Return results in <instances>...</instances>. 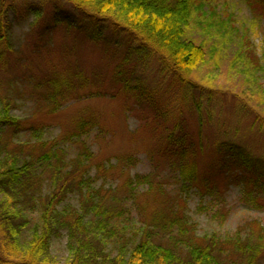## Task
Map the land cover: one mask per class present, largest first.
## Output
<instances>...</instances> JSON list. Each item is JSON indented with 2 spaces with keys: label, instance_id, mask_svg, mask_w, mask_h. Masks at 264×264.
I'll return each mask as SVG.
<instances>
[{
  "label": "rangeland",
  "instance_id": "obj_1",
  "mask_svg": "<svg viewBox=\"0 0 264 264\" xmlns=\"http://www.w3.org/2000/svg\"><path fill=\"white\" fill-rule=\"evenodd\" d=\"M5 2L18 23L14 48L0 65V95L17 79L18 102L12 113L43 126L35 135L19 133L20 141H33L27 152L37 153L40 140L68 137L79 122H88L91 129L67 141L66 152L73 157L85 143L92 153L88 166L96 185L112 186L115 194L133 192L139 202V208L130 203L133 223H150L162 199L171 201L180 192L198 235L240 232L262 243L258 264H264V195L249 194L252 201L241 186L228 182L231 175L219 170L222 157L216 147L232 142L264 157V71L257 67L264 64L263 6L257 0H204V12L193 13L189 39L203 45L206 59L180 83L172 74L161 73L156 58H126L122 45L93 42L77 32L74 22L83 21L63 0ZM57 10L73 21L42 34ZM44 78L64 81L60 86L66 98L55 111L44 93L57 82L35 88ZM185 166L194 167L200 185L214 184L223 200L187 191ZM67 202L77 206V197L70 195ZM201 203L209 207L201 209ZM217 209L225 215L222 220L212 215ZM28 240L25 232L21 242ZM66 243L64 233L52 239L48 264H66ZM19 256L12 254L11 259Z\"/></svg>",
  "mask_w": 264,
  "mask_h": 264
},
{
  "label": "trees",
  "instance_id": "obj_2",
  "mask_svg": "<svg viewBox=\"0 0 264 264\" xmlns=\"http://www.w3.org/2000/svg\"><path fill=\"white\" fill-rule=\"evenodd\" d=\"M63 1L83 21L74 22L77 32L93 42L122 45L126 58H156L161 73L172 74L180 83L206 59L203 45L189 39L193 13L204 12V0ZM257 1L264 8V0ZM68 20L73 21L57 10L41 32ZM17 23L5 0H0V65L7 62L14 48ZM257 67L264 71V64L258 63ZM56 82L44 93L51 111L66 98L67 91L60 86L64 81L44 78L35 82V88ZM12 83L14 86L10 81L7 92L0 95V251L7 253L0 254V264H48L50 243L63 233L67 237L66 264L259 263L262 243L249 236L240 232L232 236L217 232L198 235L197 225L186 213L185 194L180 192L171 201L162 199L150 223H133L130 203L139 208L133 192L129 189L126 194H115L112 186L96 185L89 174L92 153L85 143L73 157L66 152L67 141L80 139L91 129L88 122H79L77 131L68 137L40 140L41 150L37 153L27 152L33 141H20L19 133L27 130L35 135L43 126L26 123L12 113L19 91L15 89L17 79ZM216 147L222 157L219 170L231 175L228 182L241 186L252 201L254 197L249 194L264 195V157L254 156L232 142L222 141ZM185 167L189 175L184 185L187 191L198 192L201 198L223 200L224 194L214 184L200 185L194 167ZM140 181L137 177L135 183ZM129 186L128 181L123 191ZM70 195L77 197V206L67 202ZM208 207L199 205L201 209ZM212 215L220 220L225 216L218 209ZM25 232H29V240L23 244ZM17 253L19 258L12 260V254Z\"/></svg>",
  "mask_w": 264,
  "mask_h": 264
}]
</instances>
